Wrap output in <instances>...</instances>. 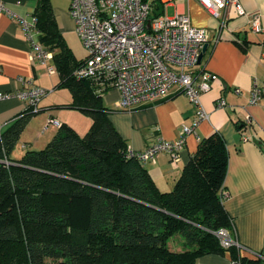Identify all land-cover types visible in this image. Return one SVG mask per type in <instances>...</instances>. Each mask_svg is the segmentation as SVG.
<instances>
[{
	"label": "trees",
	"instance_id": "trees-1",
	"mask_svg": "<svg viewBox=\"0 0 264 264\" xmlns=\"http://www.w3.org/2000/svg\"><path fill=\"white\" fill-rule=\"evenodd\" d=\"M36 1L39 40L54 52L59 86L70 89L71 105L92 124L79 135L62 123L42 149L0 164V264H196L201 255L226 250L215 235L233 228L222 203L221 135L203 137L173 189L160 190L144 164L127 156L94 92L99 84L74 77L84 60L59 33L50 0ZM28 114L1 130L0 158L12 152ZM176 234L184 238L180 249L168 244Z\"/></svg>",
	"mask_w": 264,
	"mask_h": 264
},
{
	"label": "crops",
	"instance_id": "crops-1",
	"mask_svg": "<svg viewBox=\"0 0 264 264\" xmlns=\"http://www.w3.org/2000/svg\"><path fill=\"white\" fill-rule=\"evenodd\" d=\"M243 13L236 11L230 1L222 17L210 15L196 0H182L167 5L172 14L185 13L191 23L211 31V39L196 69L217 76L208 91L202 93L201 103L208 114L186 136L184 148L176 162L166 153H159L144 167L162 191L173 189L182 169L197 150L199 141L218 132L226 146L227 167L223 182L222 203L233 220L232 238L239 246L197 258L196 264H264V97L250 103L253 80H264V33L250 30L253 16H258L264 28V0H236ZM0 92L12 93L38 86L48 90L38 102L37 110H27L16 97L0 99V128L6 130L26 111L29 114L10 155L2 162L19 160L25 151L42 149L57 132L59 125L67 124L79 135H84L92 118L77 106H72L73 95L58 100L55 91L60 75L50 58L45 62L32 59L31 49L18 18L33 15L36 0H0ZM58 31L72 48L79 40L69 13L70 0H50ZM170 15V16H171ZM80 41V40H79ZM51 52V51H50ZM54 52L52 51V56ZM53 71L49 72V68ZM95 83V82H94ZM108 111V118L135 151L144 149L157 138L175 140L183 125L193 126L195 109L189 98L173 88L172 94L159 102L143 104L131 109H119V92L114 88L93 86ZM239 88L236 94L234 89ZM223 98L225 107H216ZM71 105V106H70ZM250 117V123L245 119ZM56 120L58 124L48 122ZM81 131H86L84 134ZM184 245L179 239L177 249ZM233 250V253L231 252Z\"/></svg>",
	"mask_w": 264,
	"mask_h": 264
},
{
	"label": "built area",
	"instance_id": "built-area-1",
	"mask_svg": "<svg viewBox=\"0 0 264 264\" xmlns=\"http://www.w3.org/2000/svg\"><path fill=\"white\" fill-rule=\"evenodd\" d=\"M178 1L182 0H70L74 30L86 52L83 64L73 72L74 77L92 79L101 90L116 89L120 96L119 109L164 100L172 94L173 88L184 93L195 109L193 126L183 125L175 140L157 138L142 150L127 148V156L135 157L142 164L153 161L159 153L168 154L171 162L179 159L186 136L208 117L201 95L217 79L215 74L195 68L203 45L211 39V31L193 25L185 13L166 14V6ZM196 1L214 17L221 18L230 1L238 13H243L236 0ZM160 10L162 13L155 15ZM18 23L29 42L31 58L42 62L52 58V52L39 40L41 32L34 15L19 17ZM250 30L264 33L258 16H253ZM234 91L240 93L239 88ZM47 92L42 87L30 86L12 93L0 92V99L16 97L26 104L28 111L34 112ZM262 97L264 80L261 84L253 80L250 103L255 104ZM225 106L223 98L217 99L216 107ZM245 121L249 124L250 117ZM48 122L58 124L53 119ZM215 235L224 249L239 246L231 230L220 229ZM234 264L240 263L235 261Z\"/></svg>",
	"mask_w": 264,
	"mask_h": 264
},
{
	"label": "rangeland",
	"instance_id": "rangeland-1",
	"mask_svg": "<svg viewBox=\"0 0 264 264\" xmlns=\"http://www.w3.org/2000/svg\"><path fill=\"white\" fill-rule=\"evenodd\" d=\"M166 14L167 15H171L172 14V9L171 8H167L166 9ZM75 52V55L78 58H83L85 56V49L83 48V46L81 45V42L77 39V41L75 42V49L72 48ZM70 89L66 86H59L58 89L55 91L54 95H56V97L58 98V100H64V99H68L70 97ZM82 133L80 134H84V132L86 131H81ZM184 239L182 235L180 234H176L174 235L172 238L169 239L168 244L169 246L173 249L175 247H177V239Z\"/></svg>",
	"mask_w": 264,
	"mask_h": 264
},
{
	"label": "water",
	"instance_id": "water-1",
	"mask_svg": "<svg viewBox=\"0 0 264 264\" xmlns=\"http://www.w3.org/2000/svg\"><path fill=\"white\" fill-rule=\"evenodd\" d=\"M206 47H207V43H205V44L203 45V47H202V51H201V53H200V55H199L198 62H200V60H201V58H202V55H203V53H204L205 50H206Z\"/></svg>",
	"mask_w": 264,
	"mask_h": 264
}]
</instances>
